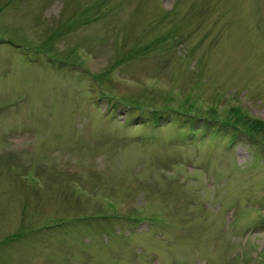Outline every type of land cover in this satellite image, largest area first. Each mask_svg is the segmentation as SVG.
<instances>
[{
	"label": "rangeland",
	"instance_id": "1",
	"mask_svg": "<svg viewBox=\"0 0 264 264\" xmlns=\"http://www.w3.org/2000/svg\"><path fill=\"white\" fill-rule=\"evenodd\" d=\"M255 119L264 0H0V264H264Z\"/></svg>",
	"mask_w": 264,
	"mask_h": 264
},
{
	"label": "trees",
	"instance_id": "2",
	"mask_svg": "<svg viewBox=\"0 0 264 264\" xmlns=\"http://www.w3.org/2000/svg\"><path fill=\"white\" fill-rule=\"evenodd\" d=\"M239 119H242L240 117H237V121L240 122ZM248 128L252 131L264 133V123L260 120H251V122L248 124Z\"/></svg>",
	"mask_w": 264,
	"mask_h": 264
}]
</instances>
